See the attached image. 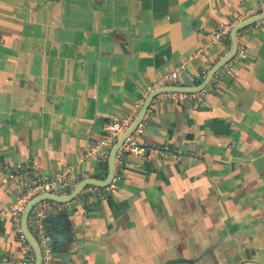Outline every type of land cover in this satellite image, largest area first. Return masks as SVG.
<instances>
[{"label":"crops","instance_id":"crops-1","mask_svg":"<svg viewBox=\"0 0 264 264\" xmlns=\"http://www.w3.org/2000/svg\"><path fill=\"white\" fill-rule=\"evenodd\" d=\"M262 2L0 0V147L22 175L0 180V264L27 257L13 205L36 175H63L68 194L104 180L109 160L89 152L105 125L176 71L166 88L200 85ZM238 39L247 57L203 91L157 98L141 139L181 159L128 156L113 192L90 185L61 210L44 209L53 200L33 209L43 212L52 264H264V24Z\"/></svg>","mask_w":264,"mask_h":264},{"label":"built area","instance_id":"built-area-1","mask_svg":"<svg viewBox=\"0 0 264 264\" xmlns=\"http://www.w3.org/2000/svg\"><path fill=\"white\" fill-rule=\"evenodd\" d=\"M262 11L264 12V2H262ZM260 23L264 24V19L259 20ZM230 31V27L226 26L223 30V34L227 35ZM247 57V46L244 42L238 39V47L236 54L233 59L242 60ZM232 59V60H233ZM185 67H182L183 71ZM180 71H176L170 75L169 78L163 77L156 82L147 85L141 92L140 98L135 106V109L130 115L122 118H117L112 122H108L104 128V134L100 139L96 141L94 146L91 148L89 154L97 156L101 160L108 162L113 146L116 144L119 136L125 132L138 117L143 105L145 104L148 97L156 90L164 89L169 85L170 80H176L179 77ZM218 78V72L214 75L213 81ZM193 93H185L178 91H161L152 100L146 110V113L133 132L126 137L122 145L119 147L116 157H115V173L111 183L104 188L96 187L99 194H109L113 192L119 182L123 177L124 170V160L126 157H140L144 155L148 150H152L162 156H171L175 159H181L183 157V152L175 149H171L165 145H153L149 141L142 140V136L145 134L149 124H150V114L155 108V103L157 98L163 96L164 98L170 99L174 102L185 101ZM192 156L196 157L197 154L192 153ZM22 177L20 170L13 166L12 164L6 162L2 157V150L0 147V180L4 183L14 180H19ZM71 186L67 182L63 175H57L56 177L36 175L35 180L32 184L27 185L26 189L21 195L20 200H18L13 205V212L18 216L15 222V232L18 239L24 244L27 257L22 260L19 264H34L35 254L29 243L22 227L21 216L28 205V203L35 197L43 194H55L58 195V190H61L64 195H67V190L64 187ZM63 189V190H62ZM54 205L46 203L43 207L45 210H51L56 208L61 210L65 206H69V202H53ZM42 211L36 212L33 210L31 212V219L35 220L37 233L39 235L38 244L42 251V263L41 264H52V258L54 255V250L50 242V237L44 232L43 226L40 224L39 220Z\"/></svg>","mask_w":264,"mask_h":264},{"label":"water","instance_id":"water-1","mask_svg":"<svg viewBox=\"0 0 264 264\" xmlns=\"http://www.w3.org/2000/svg\"><path fill=\"white\" fill-rule=\"evenodd\" d=\"M264 19V12L257 14L255 16H252L242 22H239L237 25H235L231 31V50L229 53L221 59L218 63H216L208 72L206 75L204 81L195 87H174V88H166V89H160L156 90L153 92L148 99L146 100L145 104L143 105L138 117L136 120L133 122V124L118 138L116 144L113 146L110 158H109V165H108V173L107 176L104 180H96V179H85L81 181L75 189L68 195L66 196H60V195H55V194H43L40 196H37L33 198L28 205L26 206L24 213H23V219H22V227L23 231L29 241V243L32 245L34 252H35V263L34 264H41L42 263V251L41 248L37 242V240L33 237V235L30 233L28 229V218L32 210L42 201L44 200H53L57 202H70L74 199H76L81 192L88 186L93 185V186H98L101 188L107 187L114 176L115 173V157L117 154V151L119 147L122 145L124 140L128 135H130L133 130L136 128V126L139 124V122L142 120L144 117L146 110L148 109L151 100L159 94L162 90H168V91H178V92H185V93H198L203 91L206 86L210 83L214 75L226 64H228L235 56L237 47H238V33L243 30L244 28L255 24L259 20ZM2 264H8V263H2Z\"/></svg>","mask_w":264,"mask_h":264}]
</instances>
